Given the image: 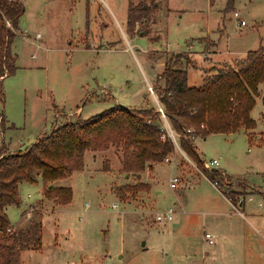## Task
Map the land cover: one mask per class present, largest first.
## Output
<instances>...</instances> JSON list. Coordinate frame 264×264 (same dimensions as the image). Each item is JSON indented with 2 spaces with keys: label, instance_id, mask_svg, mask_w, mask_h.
Segmentation results:
<instances>
[{
  "label": "rangeland",
  "instance_id": "1",
  "mask_svg": "<svg viewBox=\"0 0 264 264\" xmlns=\"http://www.w3.org/2000/svg\"><path fill=\"white\" fill-rule=\"evenodd\" d=\"M226 1L19 0L24 13L10 47L16 71L0 86V148L23 152L54 127L116 105L159 107L149 87L153 91L166 58L180 63L188 86L196 88L204 72L234 66L264 45V0H235L228 12ZM129 3L157 6L132 37L126 34ZM235 12L244 26H238ZM179 55H187L188 62ZM250 117L254 130L194 141L203 167L218 162L220 191L176 143L169 163L139 178L121 172L118 148L86 154L82 171L56 183L72 191L66 206L45 200L40 181L22 183L19 205L7 208L8 221L11 231L19 232L40 220L41 248L22 253L21 264H236L237 238L254 234L253 219L238 216L239 204L245 199L246 214L264 212L259 207H264L260 97ZM163 125L175 142L168 123ZM172 177L180 182L176 190L169 186ZM137 182L149 190L135 196L116 191ZM222 192L231 193L235 205ZM169 208L173 220L157 222L156 216ZM206 234L213 236V245L204 241Z\"/></svg>",
  "mask_w": 264,
  "mask_h": 264
},
{
  "label": "trees",
  "instance_id": "2",
  "mask_svg": "<svg viewBox=\"0 0 264 264\" xmlns=\"http://www.w3.org/2000/svg\"><path fill=\"white\" fill-rule=\"evenodd\" d=\"M234 1H226L227 12L232 10ZM156 10L155 4L132 6L129 3L126 34L132 37L135 26L148 20ZM23 13L19 0H0V86L16 71V56L10 47L19 32L18 22ZM177 58L188 62L187 55ZM172 60L165 59L163 72L154 81L153 92L159 107L131 109L116 105L87 120L77 118L54 127L50 134L37 139L23 152L10 153L0 148V264H21L23 252L41 248L40 220L31 221L25 231L7 232L11 227L6 209L19 205V186L40 181L45 200L57 206L69 205L71 189L58 187L56 183L82 171L86 154L95 156L111 147L118 148L121 172L139 178L145 172L150 174L153 167L174 154L176 143L183 155L212 185L219 186L220 191L221 172L204 169L194 141L213 134L255 129L250 113L256 98L260 97L264 105V45L247 52L234 66L204 72L198 88L188 86L186 69ZM0 101L3 102L1 93ZM164 122L168 123L175 142L166 133ZM149 188L137 182L116 191L120 195L135 196ZM223 195L235 205L231 193ZM36 217L40 219V214Z\"/></svg>",
  "mask_w": 264,
  "mask_h": 264
},
{
  "label": "crops",
  "instance_id": "3",
  "mask_svg": "<svg viewBox=\"0 0 264 264\" xmlns=\"http://www.w3.org/2000/svg\"><path fill=\"white\" fill-rule=\"evenodd\" d=\"M145 105H146V101H145ZM262 195L264 196V192ZM240 206L242 212L238 211V216L241 219L245 220V217L249 215L248 217H251L253 219L254 227L253 226L252 227L254 229L253 230L254 234L242 235L237 238L241 242V246H240L241 248L239 254L237 255V257L234 258V260L236 264H264V212L263 213L253 212L246 214L245 199ZM259 207H261L262 209L264 208L261 205ZM6 215H7V209H6Z\"/></svg>",
  "mask_w": 264,
  "mask_h": 264
},
{
  "label": "built area",
  "instance_id": "4",
  "mask_svg": "<svg viewBox=\"0 0 264 264\" xmlns=\"http://www.w3.org/2000/svg\"><path fill=\"white\" fill-rule=\"evenodd\" d=\"M233 17L236 19L239 27H242V26L245 25V23L242 20H239L240 19V16H239V13L238 12L233 13ZM149 92L153 95V91L151 90L150 87H149ZM164 162L165 163H169V159L166 158L164 160ZM217 167H218V162L216 160H212V161L209 162L208 165H204V168H206V169H216ZM169 186H170V188L172 190H176L177 188H179L180 187L179 179L177 177H172L170 179V181H169ZM213 187H215L217 189V185L216 186L213 185ZM240 204H242V203H240ZM113 208H116V206L114 205ZM173 217H174V211H173L172 208H169L164 213L158 214L156 216V221L157 222L168 223V222H171L173 220ZM7 232L10 233L11 232V229H8ZM204 241H206L209 245H213L214 244V238H213V236H211L209 234H206L204 236Z\"/></svg>",
  "mask_w": 264,
  "mask_h": 264
}]
</instances>
